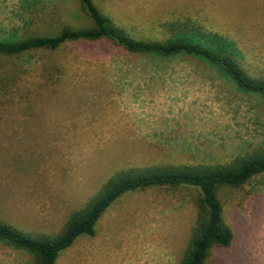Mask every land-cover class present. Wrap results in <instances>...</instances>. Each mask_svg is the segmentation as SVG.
I'll return each instance as SVG.
<instances>
[{"label":"rangeland","instance_id":"rangeland-1","mask_svg":"<svg viewBox=\"0 0 264 264\" xmlns=\"http://www.w3.org/2000/svg\"><path fill=\"white\" fill-rule=\"evenodd\" d=\"M94 2L138 39H168L153 27L170 18L197 20L264 78V0ZM90 26L80 0H0V40ZM5 71L16 81L4 84ZM258 148L264 97L196 59L131 54L106 41L0 59V221L20 231L55 236L117 172L225 164ZM221 197L235 240L206 264H264V176ZM196 218L187 190L128 194L58 264H180ZM33 263L0 243V264Z\"/></svg>","mask_w":264,"mask_h":264},{"label":"trees","instance_id":"trees-1","mask_svg":"<svg viewBox=\"0 0 264 264\" xmlns=\"http://www.w3.org/2000/svg\"><path fill=\"white\" fill-rule=\"evenodd\" d=\"M90 20L89 28L63 29L59 36L0 40V59L14 61L39 52H57L68 43L108 42L131 54L162 60L188 57L219 69L243 93L264 97V78L252 76L229 51L230 45L199 21L184 16L167 19L153 29H161L165 40L131 37L94 0H80ZM17 76L5 71L4 84ZM264 176V149L258 148L216 165L148 166L128 169L111 176L90 202L69 215L55 236H36L0 221V243L30 254L33 264H58L59 258L81 238H94L96 227L118 200L148 190H187L197 208V218L189 246L180 264H206L215 250L232 248L235 234L227 226L221 194L240 190L254 178Z\"/></svg>","mask_w":264,"mask_h":264}]
</instances>
